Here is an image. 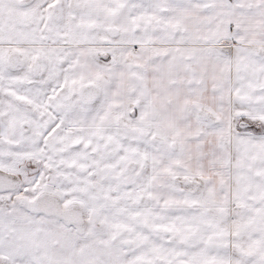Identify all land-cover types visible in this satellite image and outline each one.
Wrapping results in <instances>:
<instances>
[{
  "label": "snow or ice",
  "instance_id": "snow-or-ice-1",
  "mask_svg": "<svg viewBox=\"0 0 264 264\" xmlns=\"http://www.w3.org/2000/svg\"><path fill=\"white\" fill-rule=\"evenodd\" d=\"M0 264H264V0H0Z\"/></svg>",
  "mask_w": 264,
  "mask_h": 264
}]
</instances>
